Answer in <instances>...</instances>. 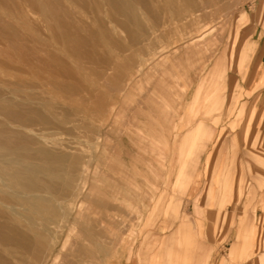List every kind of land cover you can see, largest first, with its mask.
<instances>
[{
    "label": "bare ground",
    "instance_id": "1",
    "mask_svg": "<svg viewBox=\"0 0 264 264\" xmlns=\"http://www.w3.org/2000/svg\"><path fill=\"white\" fill-rule=\"evenodd\" d=\"M32 1L36 3L35 9L38 6L53 21L54 34L48 32L58 44L52 45L47 38L40 39V45L49 53L44 75L33 74L29 79L25 76L28 81L10 85L5 78L8 73L0 68V264H88L98 259L97 253L103 250L102 236L108 228L103 224L104 218L111 215L109 211L118 213L120 206L94 189L96 174L105 173L98 168V163L92 170L93 161H99L95 153L89 156L81 148L70 151L72 147L67 148L64 143L62 146L61 141L48 137L54 133L52 130L47 136L43 129L38 132L35 125L48 126L55 122L60 132L80 130L88 143L107 149L112 132L123 131L108 122L119 108L127 116L126 124L136 129L142 145L159 148L157 136L166 137V129L174 128L180 109L186 106L187 112L189 108L184 100L191 80L184 62L204 53L198 43L213 26L201 33L192 27L214 13V0H83L87 10L74 12L65 8L64 0ZM28 11L33 15L32 10ZM29 14L26 18L36 19L33 16L37 13L32 17ZM70 15L72 19L68 18ZM122 30L124 36L120 33ZM13 65L12 69L16 70V63ZM145 74L151 80L148 89L142 91L139 77ZM209 79L206 77L195 89L189 100L191 108L197 101L203 103V94L207 101L213 100L220 80L212 83ZM132 88L144 93L131 106L124 107L122 104L127 102ZM34 99L40 100L41 105H34ZM224 103L225 96L218 93L205 116H211ZM56 105L61 109L56 110ZM201 109L199 105L197 111ZM184 117L185 123L186 113ZM209 128V122H201L193 141L190 142L191 131L182 140L180 160L186 151L189 159L183 161L177 173L175 184L179 191L185 192L192 179L191 171L198 154L206 149L204 141ZM225 138L221 130L220 139L204 162V169L208 170L204 205H221L224 197L220 189H226L230 182L229 170L224 169L227 164L221 165L224 153L221 143ZM120 139L125 141L124 137ZM137 175L135 171L130 174V184L138 186ZM116 192L115 198L122 194L120 189ZM199 200L195 206L200 213L204 205ZM177 201L173 195L166 203L167 213L179 215ZM92 213L99 214L98 218ZM203 226L202 223V229ZM253 227L246 248L251 244ZM65 228L69 229L63 235ZM173 242L174 233L167 238L170 251Z\"/></svg>",
    "mask_w": 264,
    "mask_h": 264
},
{
    "label": "rangeland",
    "instance_id": "2",
    "mask_svg": "<svg viewBox=\"0 0 264 264\" xmlns=\"http://www.w3.org/2000/svg\"><path fill=\"white\" fill-rule=\"evenodd\" d=\"M64 1L66 4L65 8L70 12L87 10L83 0H75L76 2H74V0ZM1 4H3L4 7H2L3 5ZM217 4L216 0H214V13L205 17L198 25L195 24L192 27L195 32L201 33L203 30L213 26L198 43L199 49L201 52H204L199 54L202 60L196 55V57L198 56L199 58H192L194 60L197 59L196 62L194 60L193 62L192 59V62L190 60H185L184 62L186 70H189L191 80V86L184 100L188 103L189 108L187 112L186 106L180 109L175 117L176 121L174 122V128L172 130L170 128V131L166 129V137L162 135L157 136L159 148L152 149L143 146L142 142L136 137V129L126 124L127 116H125L126 114L123 111L118 110L119 108H117L113 116L108 119V122L113 124L114 128H121L123 131L112 132L111 137H108L107 143L109 148L107 149H103L102 145L88 143L82 136L80 130L66 133L60 132L61 130L57 127L55 122H53V124H48V126L47 124L44 126H40V124L35 125L38 132L42 131L45 133L46 131L47 136L53 131L54 133H52V135L54 134V137L52 135L48 137L59 142L61 141L62 146L65 144L67 148L72 147L70 151L81 148L82 150H80L89 156L95 153L94 155L99 158V161L97 162L96 159L93 161L94 166L92 170L95 169L98 163V168L103 169L105 173L96 174L97 180L94 181L96 186L94 189L96 193L120 206V211H118V213L109 211L111 215L104 218L105 221H103V224H107L105 226L108 228L104 236H102L104 240L103 250L97 253L98 259L96 258V260L94 259L88 264H93L97 261H101L100 264H104L110 253L129 235L133 239H142L146 244V250L149 251L160 247L159 243L162 242L165 239V235L169 233H174L173 248L170 251L166 245V250L163 255V264H195L196 260L201 257L197 252L196 242L199 241V231L202 230V223L204 225L203 228L207 227L211 231L213 230L214 238L220 245L228 240L225 231L228 206L230 205H232L233 209L230 228L232 226L237 227L239 224L235 254L231 252V256H234L236 259H244L248 257H257L261 254V251L258 252L259 248L256 242L260 229L259 239L260 242L262 239L264 247V225L259 222L261 218L262 220L264 219V138L259 142L260 134H257L250 148H247L243 144V138L241 139V143H239L237 134L232 135V132L240 128L244 131L246 126L243 111L245 107H238L240 99L242 97L264 98V90H257L256 83L251 85V88H253L250 89V91L248 89L245 90L239 84V78L243 77V74L248 68L250 59H252L251 56L254 51L250 41L252 35L258 32L259 27H264V0H218ZM35 6L36 3L32 0H0V68L6 70L8 73V76L5 75L7 77H3L10 81V85L15 81H28L33 74L39 76L47 73L46 70L48 69H46L45 60L48 59L49 53L48 49L40 45V39L47 38L51 41L52 45L58 44V42L51 38V35L54 34L52 29L53 21L41 13L38 6L36 7L37 9H35ZM24 7H27V9ZM2 8L3 10L5 9L4 12L1 10ZM22 10L26 12L32 10V12H34L33 15L37 14L33 16L31 12H29L30 14L26 12L23 13ZM27 14L31 15L30 17L33 16V19L36 17V21L31 20L32 18L30 21L28 16L26 18L25 15ZM68 18L72 19L71 15ZM33 21L35 23H33ZM21 24L23 28L20 26ZM31 25H33V27ZM38 27L39 29L36 30ZM171 27L169 26L167 28ZM36 32L39 37L41 36L40 38L36 37ZM45 32H47L49 36ZM120 33L123 36L125 35L123 30L120 31ZM54 48L51 47L50 49ZM202 55H204V57ZM203 61H205L204 65ZM18 63H20V65ZM23 63H25V68L27 69L22 67L24 65ZM12 64L15 65V68H17L16 70L12 69ZM17 66H21L22 69H19ZM201 66L204 67L200 69ZM29 70H32V72H28ZM28 73L32 74L29 76ZM25 76H28V79ZM206 77H208V79L210 78L208 81L212 83L215 80H220L219 90L212 96L213 100L217 98L218 93L225 96L224 105L222 107L220 106L221 108H217L214 113L208 117L205 116V113L212 105V99L211 101H207L206 96L203 94V103L198 104L200 101H197L193 108H191V102H189L195 89L200 83L204 82ZM139 80L142 81L140 90L146 91L151 79L145 74L139 77ZM262 81L264 82V74L262 76ZM251 82H253V77L250 83ZM140 90L139 88H132L127 102L122 105H124V107H129L138 100V98L140 99L142 93H144ZM84 94L87 96V93ZM34 102V105L37 103L38 106L41 105L38 99H34ZM66 103H68V100H66ZM199 105L202 106V109L197 111ZM55 109L60 110L61 108L56 105ZM185 113L186 122L184 123ZM201 122H209L210 125L208 135L205 137L204 141L207 142V146L204 152L198 154L197 162L194 164L195 166L191 171L192 179L186 191H179V187L175 184L177 173L183 161L189 159L188 151H186L183 158L180 160L181 143L183 138L190 131V142L194 140L196 128ZM168 126L170 127L169 124ZM218 126L221 127L218 128ZM127 128L129 129L128 131L125 130ZM39 129L43 130L40 131ZM221 130L224 131V136L226 137L221 143V145H224L221 165L227 164V168L224 169L229 170L230 182L227 184L226 189H220V194L224 197L221 205H218L217 201V204L204 205L208 180H204V185L199 190L201 197L199 193L195 196L192 195V187L195 185V180L198 175V166L202 153H205L203 154L204 161L207 153L212 151V147L215 145L214 142L217 136L221 134ZM117 132L119 135H117ZM58 136L60 137L59 140ZM70 137L73 139L72 144L69 142L71 141ZM121 137H124V142L120 139ZM65 138H67L68 141ZM227 139H230L228 143ZM64 141H67L68 144ZM78 143H80V145ZM69 144L70 146H68ZM243 154L246 155L245 161L243 160ZM201 165L204 170L202 177L204 179L208 178V170L206 171L204 169L203 162L200 166ZM253 167H255V169H253ZM133 171L136 173L138 172V186L129 183L128 177ZM239 174L240 178L236 180ZM144 175L147 177L145 178ZM92 177L90 182L94 180ZM233 188L234 194H232ZM119 189L122 194L115 198L114 193H117L116 190ZM135 195L136 197H134ZM173 195L178 198L177 203L180 202L178 216L166 212V203L170 201ZM199 198V204H201V206L204 205V209L200 213L196 212L195 206V201ZM220 207L223 208L221 212H219ZM92 215L97 218L99 216V214L94 213H92ZM252 226L254 227L252 238H250L251 244L246 248L245 243L247 242ZM68 229L64 231L63 235ZM210 251L211 250L205 251V258H209ZM169 252H171L172 255L169 256Z\"/></svg>",
    "mask_w": 264,
    "mask_h": 264
},
{
    "label": "crops",
    "instance_id": "3",
    "mask_svg": "<svg viewBox=\"0 0 264 264\" xmlns=\"http://www.w3.org/2000/svg\"><path fill=\"white\" fill-rule=\"evenodd\" d=\"M254 51L252 52V59L248 64L246 72L243 74V77L239 78V84L245 90L252 89V84H257V90H264V82L262 81V76L264 74V27H259L258 32H255L252 35L250 40ZM253 77V82L250 83ZM244 106V116H245V129L242 131L236 129L232 132L237 134L238 142L241 143L243 138V144L245 147L250 148L253 139L257 134H260V140L264 138V98L256 97H242L238 103V107ZM255 107V108H254ZM253 112V114H252ZM221 126H218V128ZM231 135V136H232ZM215 136V135H214ZM230 136V137H231ZM215 138V137H213ZM232 138V137H231ZM220 139V134L217 136L214 144ZM227 143L230 139H227ZM213 148V147H212ZM245 153V152H244ZM203 154L201 155L200 164L203 161ZM208 154V153H207ZM243 160H246V155L243 154ZM261 157V156H260ZM198 166V171H200V176L196 177V183L192 187V195H197L200 191V188L204 185V180L208 178H203V167L202 165ZM255 169V167H253ZM240 178L236 177V180ZM234 184H236L234 182ZM238 184V183H237ZM200 197L201 194L199 193ZM232 205L228 206L227 213V224H226V233L228 240L220 245V243L214 238L213 230L209 228H203L199 231V241L197 252L200 259L196 260L195 264H264V247L262 244V239L260 242V229L257 237V247L259 248L258 252L261 251V254L257 257H248L244 259H236L234 256H231V252L235 254V245L237 243V238L239 234V224L238 226H232L230 228V222L232 219ZM258 215V214H257ZM258 217V216H257ZM260 219V217H259ZM259 222L264 225V219L259 220ZM263 233V232H262ZM169 234L165 235V239L159 243L160 247L155 248L154 250H146V244L144 241L133 239L132 237H125L119 244V246L110 253V255L105 260L104 264H163V255L166 250V241ZM263 238V236H262ZM181 249V248H180ZM210 251L209 258L206 257L205 251ZM182 251V249H181ZM159 256V257H158Z\"/></svg>",
    "mask_w": 264,
    "mask_h": 264
}]
</instances>
